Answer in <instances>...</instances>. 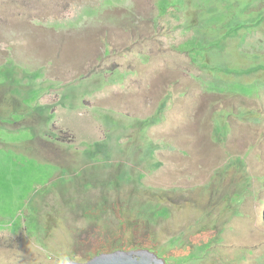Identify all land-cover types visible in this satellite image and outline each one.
Instances as JSON below:
<instances>
[{
	"label": "rangeland",
	"instance_id": "374dc122",
	"mask_svg": "<svg viewBox=\"0 0 264 264\" xmlns=\"http://www.w3.org/2000/svg\"><path fill=\"white\" fill-rule=\"evenodd\" d=\"M83 83L86 98L70 89ZM66 94L76 108L59 104ZM104 116L158 118L147 136L162 166L144 183L180 190L170 217L140 209L136 182L84 185L127 167L107 176L82 160ZM237 157L243 170L225 173ZM118 250L264 264V0H0V256L86 263Z\"/></svg>",
	"mask_w": 264,
	"mask_h": 264
},
{
	"label": "trees",
	"instance_id": "16d2710c",
	"mask_svg": "<svg viewBox=\"0 0 264 264\" xmlns=\"http://www.w3.org/2000/svg\"><path fill=\"white\" fill-rule=\"evenodd\" d=\"M59 19V18H57ZM62 19V18H60ZM91 80V79H90ZM90 85L82 84L81 89L78 87H71L70 89L74 90L79 95H82L83 98H86L88 94H90L89 90ZM62 101L59 102L63 106H70L72 108H76L77 104L75 102L74 95H72V102L67 100V94L63 96ZM12 103L17 105L20 104V101L15 100ZM52 106L46 105L44 109H52ZM18 110V108H15ZM49 125L53 122L55 118V114L53 112H49ZM123 120L118 123L111 117H103L102 123L107 127V132L105 138L90 144L86 150L83 151V159L85 163L94 162L99 166L97 169H100L109 176L112 170L117 166L118 168L127 165L125 169L113 179H104V181H97L95 184L88 185L85 183L87 189L90 188H104L107 193L111 194L109 189L106 186L112 187L113 185L121 184L122 181L126 180L128 182H136L137 188L132 195L133 198L143 199L146 198V204L141 205L140 209L144 212H152L153 215L157 218H168L171 216V206L170 207H162L163 204L169 203L173 204V200L171 198L180 193V190L177 189H167L163 187H154L147 186L144 183L146 176L156 172L162 166V163L158 160L157 153L161 150L162 147H159V144L156 143L152 138L147 136L148 130H150L157 122H159L158 118L156 120L148 119H140L138 117H129L125 116L122 118ZM38 130L35 136H40L44 133V131ZM46 132V131H45ZM37 139V138H36ZM127 143H124V142ZM132 143V144H129ZM126 144V146H124ZM130 145L131 147H128ZM98 159V161H96ZM245 159L242 157H237L232 159L230 163L223 169L225 173L230 171L231 168L236 169L235 171H242L245 167ZM149 173V174H148ZM84 172L76 169H69V176L74 177V179H79L83 176ZM98 174L100 171L98 170ZM244 180L248 181V183L252 180V176L244 175ZM228 192L231 199H234L235 203L242 204L243 197L241 193H239V189L234 186V184L228 185ZM210 193L211 191L208 190ZM126 193V192H125ZM123 195L119 192V197ZM104 200H109V195L104 196ZM140 218V216H138ZM199 225L202 221L198 222ZM215 227V225H213ZM204 229L201 227V231ZM170 244L173 246L184 244L183 238L175 237L170 240ZM210 246L213 245H204ZM161 250V249H160ZM161 253L164 254L165 251L161 250ZM165 255V254H164ZM193 256H198L199 253L196 252L195 255H190V259ZM179 264H182V261H178Z\"/></svg>",
	"mask_w": 264,
	"mask_h": 264
},
{
	"label": "water",
	"instance_id": "95a60500",
	"mask_svg": "<svg viewBox=\"0 0 264 264\" xmlns=\"http://www.w3.org/2000/svg\"><path fill=\"white\" fill-rule=\"evenodd\" d=\"M74 264H167V262L147 250L130 252L118 250L96 256L86 263L74 261Z\"/></svg>",
	"mask_w": 264,
	"mask_h": 264
},
{
	"label": "clouds",
	"instance_id": "9594fccd",
	"mask_svg": "<svg viewBox=\"0 0 264 264\" xmlns=\"http://www.w3.org/2000/svg\"><path fill=\"white\" fill-rule=\"evenodd\" d=\"M0 264H15V262L10 257L0 256ZM55 264H74V259L63 251H58L55 255Z\"/></svg>",
	"mask_w": 264,
	"mask_h": 264
},
{
	"label": "flooded vegetation",
	"instance_id": "af4514ba",
	"mask_svg": "<svg viewBox=\"0 0 264 264\" xmlns=\"http://www.w3.org/2000/svg\"><path fill=\"white\" fill-rule=\"evenodd\" d=\"M114 252V251H113Z\"/></svg>",
	"mask_w": 264,
	"mask_h": 264
}]
</instances>
